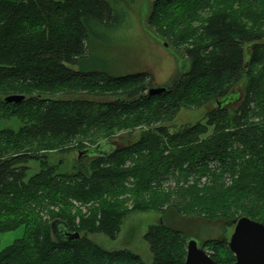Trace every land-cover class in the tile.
Masks as SVG:
<instances>
[{"label": "trees", "instance_id": "1", "mask_svg": "<svg viewBox=\"0 0 264 264\" xmlns=\"http://www.w3.org/2000/svg\"><path fill=\"white\" fill-rule=\"evenodd\" d=\"M132 1L0 0V120L22 123L0 130V233L25 227L0 264H146L87 236L116 239L131 200L224 231L243 214L264 222V0H155L149 27L191 61L159 95L148 93L149 73L116 76L91 56ZM12 94L26 98L6 102ZM201 107L207 122L174 126L182 109ZM138 128V140L95 155L90 169L62 173L49 160ZM76 204L88 212L73 213ZM190 238L201 237L165 220L150 226L151 264H186ZM201 240L216 264L236 261L221 236Z\"/></svg>", "mask_w": 264, "mask_h": 264}, {"label": "rangeland", "instance_id": "2", "mask_svg": "<svg viewBox=\"0 0 264 264\" xmlns=\"http://www.w3.org/2000/svg\"><path fill=\"white\" fill-rule=\"evenodd\" d=\"M154 1L136 0L128 2V5L124 6L127 17L123 26L115 33L107 32L105 37L109 41L106 43L93 42L91 44V56L97 63L98 69H105L116 76L147 72L151 75L150 84L153 86L166 85L191 69V61L188 57L174 46H170L166 40L163 41L162 37L154 33L149 27V18ZM165 42L168 43V46L165 45ZM208 110V107L182 109L173 124L177 129H180L198 122L205 123L207 122ZM21 124L18 118L0 120V130L5 128L17 130ZM144 130L146 129L138 128L132 132H123L117 135L114 140L104 144L101 150H109L112 149L111 147L136 141L141 137ZM88 149L90 150L83 154L82 159L79 158L80 149H75L66 153H50L49 160L51 164L59 165L62 173L75 172L80 166L90 169L94 156L98 152L94 147ZM28 166L31 168L30 175L40 170V162L37 160L29 162ZM126 206L130 211L124 218L121 232L116 239L104 233H87V236L107 250H130L139 254L146 264H151L154 257L145 235L150 226L161 221L165 220L176 228L185 229L189 235L199 234V237L205 240L219 238L225 233L222 221L207 222L196 217H180L175 213H169L168 216H165L155 210H135L132 200L128 201ZM88 208V206L76 204L72 212L77 213L81 210L83 213H87ZM203 227L205 228L202 232ZM57 232L56 229L55 237L59 238ZM24 234V226L0 233V250L12 245ZM201 238L198 239L200 242L203 241Z\"/></svg>", "mask_w": 264, "mask_h": 264}, {"label": "water", "instance_id": "3", "mask_svg": "<svg viewBox=\"0 0 264 264\" xmlns=\"http://www.w3.org/2000/svg\"><path fill=\"white\" fill-rule=\"evenodd\" d=\"M165 45L168 46V43L165 42ZM167 89V84L163 86L150 85L148 93L149 95H159L166 92ZM235 97L236 94H233L219 103L220 105L229 104L235 100ZM25 98V95L12 94L6 96L4 100L6 102L20 103ZM101 147H104V144H99L94 147L98 154L105 151L101 150ZM111 148L113 149V147ZM89 150L79 151V158H82L83 154ZM225 226L227 231L221 237L227 241L230 249L236 256V261L231 264H264V222L243 214L226 221ZM61 233L63 237L69 238L70 240L81 238L79 232L73 233L63 229ZM187 251L186 264H216L209 252L204 248L203 241L200 242L197 238H190L188 240Z\"/></svg>", "mask_w": 264, "mask_h": 264}]
</instances>
